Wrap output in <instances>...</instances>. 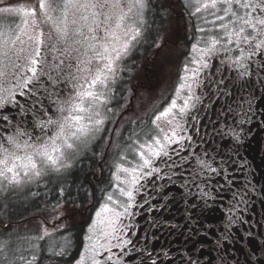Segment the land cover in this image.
Segmentation results:
<instances>
[{
    "label": "snow or ice",
    "instance_id": "obj_1",
    "mask_svg": "<svg viewBox=\"0 0 264 264\" xmlns=\"http://www.w3.org/2000/svg\"><path fill=\"white\" fill-rule=\"evenodd\" d=\"M150 2L0 0V108L12 103L23 115L27 109L17 97H34L33 89L39 91L38 85L50 97L56 93L51 100L56 106L55 113L36 110L34 115L43 118L32 124L22 121L27 126L14 124L15 116L0 112V198L18 196L43 181L45 188L49 183L59 184L57 195L64 203L58 202L55 207H63L69 216L75 208L83 212L98 203L95 213H90L87 242L75 264H129L132 252L144 264L151 253L135 248L128 238L135 233H129L124 218L132 215L130 209L136 203L141 181L158 175L160 164L167 166L164 158H170V147L179 144L180 151L184 150L185 137L178 131L183 126L176 121L192 106V84L209 67L207 57L217 52H223L226 57L234 55L231 63L241 70V77L249 74L253 56L259 53L264 57V0H185L186 14L207 27L195 28L201 35L191 44L184 66L177 74L170 102L154 116L148 131L130 130L124 135L119 128L109 129L107 124L119 123L112 104L117 95H123L117 88L125 82L124 74L135 50L151 38L150 46L167 60V53L162 51L166 41L160 37L158 42L153 37L152 24L147 19ZM160 18L163 19L162 13ZM259 68L264 69V59ZM13 80L15 83L10 87L5 86ZM57 84L61 85L59 91ZM49 87L52 91H47ZM105 131L120 138L116 143L108 139L112 158L106 162L105 152L100 160V164L106 163L109 168V179L99 190V197L95 187L78 186V198L81 201L90 198L91 203L77 205L62 181L68 175L75 176L72 170L81 150ZM100 171L103 175V168ZM69 204L73 207H68ZM63 218L62 212L51 221H41L34 236L9 233L7 239L0 240V250L12 252L13 264H40L43 248L39 241L51 236L49 226L56 230ZM114 250H119V254ZM48 251L63 258L67 245H54ZM158 260L159 257L151 260V264H157Z\"/></svg>",
    "mask_w": 264,
    "mask_h": 264
},
{
    "label": "flooded vegetation",
    "instance_id": "obj_2",
    "mask_svg": "<svg viewBox=\"0 0 264 264\" xmlns=\"http://www.w3.org/2000/svg\"><path fill=\"white\" fill-rule=\"evenodd\" d=\"M184 2L151 0L147 19L153 37L158 42L160 37L166 41L162 51L167 53V60L150 46L151 38L135 50L124 74L125 82L117 88L123 95H117L112 104L119 123H109L107 128H119L124 135L130 130L148 131L154 116L170 102L177 74L191 44L201 35L195 28L207 27L186 14ZM161 4L171 7L161 8ZM232 59L234 55L226 57L223 52L207 57L209 67L192 84V106L176 121L183 126L178 131L185 137L184 150L180 151L179 144L170 147V158H164L167 166L160 164L158 175L141 181L136 203L130 209L132 215L124 218L129 233H135L128 236L135 248L151 253L144 264H151L157 257V264H264V69L259 68L264 57L259 53L253 56L249 74L243 77ZM188 75L192 77L191 71ZM13 83L9 81L5 86ZM37 88L39 91L33 89L34 97H17L27 109L23 115L12 103H6L0 112L15 116L13 123L22 127L43 118L34 115L36 110L47 109L54 114L56 106L51 100L56 93L50 97L39 85ZM59 90L61 85L57 84ZM47 91H52L51 87ZM63 91L67 96V88ZM109 138L113 143L120 140L113 132L100 134L81 150L72 170L75 176L68 175L62 181L77 205L91 203L90 198H78V186L95 187L99 197V190L109 179L107 164H100L105 152L106 162L112 158ZM43 183L32 185L18 196L0 198V240L13 231L34 236L41 221H51L63 212L65 218L56 230L49 226L51 236L39 241L43 248L40 264H75L87 242L90 213L94 214L99 204L83 212L75 208L69 216L63 207H55L58 202L64 203L57 195L59 184L49 183L45 188ZM37 192L39 195H32ZM61 243L67 245L64 257L52 256L49 248ZM114 251L119 254V250ZM24 255L30 258L28 253ZM131 255L129 264H141L139 255ZM0 264H13L12 252L0 250Z\"/></svg>",
    "mask_w": 264,
    "mask_h": 264
},
{
    "label": "rangeland",
    "instance_id": "obj_3",
    "mask_svg": "<svg viewBox=\"0 0 264 264\" xmlns=\"http://www.w3.org/2000/svg\"><path fill=\"white\" fill-rule=\"evenodd\" d=\"M142 109V108H141ZM85 155V154H84ZM61 214V213H60Z\"/></svg>",
    "mask_w": 264,
    "mask_h": 264
}]
</instances>
